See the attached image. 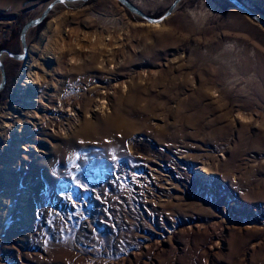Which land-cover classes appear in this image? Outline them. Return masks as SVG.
Listing matches in <instances>:
<instances>
[{"label": "rangeland", "instance_id": "obj_1", "mask_svg": "<svg viewBox=\"0 0 264 264\" xmlns=\"http://www.w3.org/2000/svg\"><path fill=\"white\" fill-rule=\"evenodd\" d=\"M50 1L0 0V49ZM69 3L1 56L0 264H264V27L228 0Z\"/></svg>", "mask_w": 264, "mask_h": 264}, {"label": "water", "instance_id": "obj_2", "mask_svg": "<svg viewBox=\"0 0 264 264\" xmlns=\"http://www.w3.org/2000/svg\"><path fill=\"white\" fill-rule=\"evenodd\" d=\"M61 1L71 2V1H75V0H51L45 6L43 11L40 13L39 17H35V18H31V19L27 20L20 27L19 32H18V38H19V42H20L19 53H12L6 49H0V56L2 54H4V55H7L8 57L13 58V59H17V60L23 59L26 56V45H25V41H24V32H25L26 28L37 23L42 18V16L50 9V7L53 4H56V3L61 2ZM78 1H83V0H78ZM117 1L122 6H124L127 10H129L130 12H132V13H134V14L142 17V18H144L148 22H155V21H159V20L163 19L165 16H167L169 14L172 6L174 5V3H176L178 0H173L171 5L159 17H156V18H153V17H150L146 14H143L138 8H136L135 6H133L131 3L127 2L126 0H117ZM230 1L232 3H234V5L237 6L238 8H241V4H239V2L237 0H230ZM248 15L253 17L256 20V18L251 13L248 12ZM3 84H4V68H3V65L0 61V89L2 88Z\"/></svg>", "mask_w": 264, "mask_h": 264}, {"label": "bare ground", "instance_id": "obj_3", "mask_svg": "<svg viewBox=\"0 0 264 264\" xmlns=\"http://www.w3.org/2000/svg\"><path fill=\"white\" fill-rule=\"evenodd\" d=\"M229 2H231L230 0H228ZM62 3H67L66 1H61ZM61 2H58V3H61ZM71 2H72V4H71ZM69 4L70 5H75V4H78L79 3V1L77 0H75V1H71ZM74 2H77V3H74ZM232 3V2H231ZM234 4V3H233ZM239 4H241V8H239L240 10H242V11H244L246 14H248V12L249 13H251L255 18H256V20L257 21H259V23H261V25L264 27V22L261 20V19H259L256 15H254L252 12H250L249 10H247V8H251V6L249 5V4H247V2H244L243 1V4L241 3V2H239ZM238 8V7H237ZM246 8V9H245ZM142 18V17H141ZM165 18V17H164ZM163 18V19H164ZM144 19V18H143ZM163 19H161V20H159V21H155V22H150V23H157V22H161ZM153 26L154 27H156V26H159L158 24H153ZM228 50V49H227ZM231 50V49H230ZM229 51V50H228ZM231 52V51H230ZM1 56H5V55H1ZM0 56V61L2 60V57ZM7 56V55H6ZM2 63V62H1ZM3 65V64H2ZM192 65H190V67H191ZM264 69V68H263ZM264 73V72H263ZM262 73V74H263ZM262 76V75H261ZM264 76V75H263ZM261 78V77H260ZM38 80V77H36L35 75H34V73L32 74V73H29V75L26 77V81H25V85L24 84H22V86H24V89H26V87H28L29 85H33V83L35 84L36 83V81ZM260 83V82H259ZM261 85V84H260ZM263 85H264V83H263ZM257 87V86H256ZM263 87V86H262ZM259 88V87H258ZM23 89V90H24ZM226 89V88H225ZM222 92V91H221ZM259 93H261L260 92V88L258 89V90H255V95H258ZM260 95V94H259ZM263 95V94H262ZM262 97H264V96H262ZM261 97V98H262ZM191 98V97H190ZM262 99H264V98H262ZM253 101L251 100V103H252ZM43 104V103H42ZM190 104H191V102H190ZM192 105V104H191ZM43 108V107H42ZM47 109H49L48 107H46ZM46 111V110H45ZM53 111H56V110H53ZM59 111V110H58ZM34 114V118H36V119H38L39 120V118H37L38 116H37V114L36 113H33ZM118 114V116L117 117H121L122 115L120 114V112L119 113H117ZM116 114V115H117ZM45 119V122H46V124L47 125H49V124H53V123H55L57 120H55V118H52V117H49V116H45L44 117ZM47 118V119H46ZM116 134V137L118 138V139H120L124 134H127V132L125 131V130H117V129H113V127L111 126V125H108V126H106V129H105V134H104V138H110L111 137V135L112 134Z\"/></svg>", "mask_w": 264, "mask_h": 264}, {"label": "snow or ice", "instance_id": "obj_4", "mask_svg": "<svg viewBox=\"0 0 264 264\" xmlns=\"http://www.w3.org/2000/svg\"><path fill=\"white\" fill-rule=\"evenodd\" d=\"M75 62V61H74ZM212 95H215V93H212ZM72 180H73V182L75 183V186L77 187V188H84L85 187V185L80 181V179L78 178V177H76V176H73L72 177ZM69 200H71L72 199V196H71V194H69Z\"/></svg>", "mask_w": 264, "mask_h": 264}]
</instances>
